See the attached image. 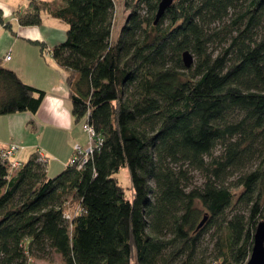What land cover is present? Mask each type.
Returning <instances> with one entry per match:
<instances>
[{
  "label": "trees",
  "instance_id": "1",
  "mask_svg": "<svg viewBox=\"0 0 264 264\" xmlns=\"http://www.w3.org/2000/svg\"><path fill=\"white\" fill-rule=\"evenodd\" d=\"M160 1L125 0L117 39L113 0H29L16 12L22 27L43 14L67 26L48 52L73 119L97 144L54 177L38 151L16 174L0 159V264L53 255L63 264L247 263L264 222V0H173L154 25ZM0 25L15 35L1 10ZM27 41L43 55V42ZM3 60L0 116L35 115L45 92ZM121 168L127 189L115 178ZM239 203L245 212L227 217ZM213 226L206 262L200 240Z\"/></svg>",
  "mask_w": 264,
  "mask_h": 264
},
{
  "label": "rangeland",
  "instance_id": "2",
  "mask_svg": "<svg viewBox=\"0 0 264 264\" xmlns=\"http://www.w3.org/2000/svg\"><path fill=\"white\" fill-rule=\"evenodd\" d=\"M125 0H113L114 2V11H113V26H112V38L117 39L120 33V30L125 22L126 16L128 14V10L125 7L124 4ZM10 6V4L5 5ZM6 12V8H5ZM9 20V19H8ZM67 28V27H66ZM13 32H16L17 36H27L22 31H19L13 26L12 27ZM4 35H6L8 40L16 39V35H13L11 32L5 31ZM1 36L0 38V57L4 55L6 52L11 50L10 44L8 43V40H5V36ZM66 34L64 35L63 39H65ZM49 42V41H48ZM49 45V43H47ZM7 47V48H6ZM15 51L14 54H12V60L11 62H4V66L8 69L12 68L14 64H17L18 66V72L19 74H22L23 76H30L29 72L26 70V67H29V64L32 62H36L35 59H31V54L28 53L29 47H36L32 45L25 44L21 42L20 40H17V45L14 46ZM37 48V47H36ZM42 61L39 60L41 68H36L35 72L32 74L30 79H36L43 81L44 84L48 85H57V78L58 73L64 72L61 69L58 68H50L54 67V62L48 52V49L44 51L42 55ZM46 63V65H45ZM48 67V68H46ZM25 80V79H24ZM28 84V83H27ZM30 85V84H29ZM55 88V87H52ZM45 90V89H44ZM44 101L47 103L50 101V96H46ZM69 101H67V105H69ZM41 108L39 109V111ZM38 111V113H39ZM44 111L40 112V118H37V115H31L30 113H23V114H16L12 116H0V137H4V144H14L20 148L25 149L23 152V156L20 158V166L22 163H26L29 156L36 152L41 151L44 154L45 160L47 161L46 164V173L48 177H54L57 174H59L67 165L69 162V159L74 155L73 152V146L79 145L81 150L84 152L86 151L89 146V140H88V134L83 128L84 119L76 122L72 115H71V108H70V116H71V125L73 127V133L70 134L68 137V145L72 149L71 152L69 151V147H65L67 143L64 144V138L62 139L61 143L59 144L61 146V149L59 151L55 150V152L48 151L45 149V145L49 140V125L45 128L42 124L46 122V115L47 113L44 112V116H42V113ZM46 114V115H45ZM47 124V123H45ZM51 127V126H50ZM61 134V133H59ZM59 134H57L59 136ZM19 152V151H18ZM16 152V154L18 153ZM49 152V153H48ZM222 152V149L220 146H217L215 150L213 151V156H218ZM40 155V154H39ZM15 156V155H14ZM41 160H44L42 156H39ZM209 161V158H208ZM13 168V165L10 166ZM17 167V166H16ZM10 169V168H9ZM14 174H16V170L14 171ZM192 186L200 187L203 184V178L202 175L198 172H192ZM115 178L118 180V183L123 188L127 189L130 187V176L127 168H121L116 174ZM235 175L230 178L228 184V187L232 191H236L235 189ZM20 203V197L18 196L15 201L12 203V205H17ZM244 213L245 212V206L243 204H236L233 208H228L227 212L225 213L227 217L232 216L234 213ZM216 233V226H213L212 228H209L207 232L202 234L201 240H200V257L205 258L206 262H209L212 260L213 257V244L215 242L214 235ZM52 260H42V259H33L31 261L32 264H63L61 258L58 255H53Z\"/></svg>",
  "mask_w": 264,
  "mask_h": 264
},
{
  "label": "crops",
  "instance_id": "3",
  "mask_svg": "<svg viewBox=\"0 0 264 264\" xmlns=\"http://www.w3.org/2000/svg\"><path fill=\"white\" fill-rule=\"evenodd\" d=\"M41 1H55V0H41ZM28 3H29V0H0V10L2 12V16L4 20L9 21L11 26L12 27L14 26L15 30L17 29L18 32L22 31L23 33L27 35V36L21 37V36H17L16 32H14L17 38L13 40L11 39L8 40L7 38L9 37L4 35L6 30L0 25V38L1 36L3 37L4 35L5 36L4 38L5 40H8V43L10 44L9 48L11 49L8 52H6L4 55H2L1 57L2 59H4V57L7 54L10 56V59L8 61L3 60V64L4 62H11L12 60L11 56L12 54H14V51H15L14 46L17 45V40H20L21 42L28 44V45H32V46H36V45L30 44L27 40H38L45 44L46 50L47 49L49 50L54 45L62 42L63 41L62 39L64 35L66 34L67 26L62 21L58 19H54L46 14L42 15V22L39 26H30V27L19 26L15 18V14L16 12L25 10L28 6ZM7 4H10V6L6 7L5 5ZM5 8H6V12H5ZM47 43H49V45H47ZM36 47H29V51H28V53L31 54V59L36 60V62H32L31 64H29V67H26V70L29 72L30 76H26V75L23 76L25 79L24 80L22 78V74H19L20 72H18L19 70H18V66H16L17 64H14V66H12L10 70H13L18 75V77L22 80L23 83L25 84L28 83V85L30 84V86L43 90L45 92V97L50 96V101L45 103L46 101L43 100L40 106L41 110L40 111L38 110L39 113L37 112L34 115L36 116L38 114L37 118L39 119L41 111H44L47 113V115L45 114L46 115L45 123L47 124L45 123L42 124L45 128H47L46 126L49 125V130H48L49 140L45 145L46 147L45 149L51 152H55V150L59 151L61 149V146L59 144L64 138V144L67 143L65 147H69V151L71 152L72 149L68 145V142H66L70 134L73 133V127L71 125V116H70L71 103H70V99L68 95L67 86L65 83V74L58 73L57 85L50 86L48 84H44L43 81H40V80H36V79L29 80V78L35 72L36 68H41L39 60L44 63V61H42V53L40 52L39 48L38 47L36 48ZM52 66L54 67H51V66L49 67L54 68V69L55 68L60 69L55 63ZM52 87H55V88H52ZM67 101H69L70 103L69 105H67ZM44 112L42 113V116H44ZM23 113H16V114H23ZM16 114H12V115H16ZM12 115H5V116H12ZM57 134H59V136ZM3 138L4 137H0V150L4 148L5 146L9 145V144H4ZM88 140H89V137H88ZM76 146H79V145L75 144L73 146V151H74V147ZM24 150L25 149L22 148L14 156V158L17 159L19 162H21L20 158L23 156Z\"/></svg>",
  "mask_w": 264,
  "mask_h": 264
},
{
  "label": "water",
  "instance_id": "4",
  "mask_svg": "<svg viewBox=\"0 0 264 264\" xmlns=\"http://www.w3.org/2000/svg\"><path fill=\"white\" fill-rule=\"evenodd\" d=\"M173 0H161L158 5V10L155 15L154 25L158 23L164 12L171 6ZM182 61L185 68L191 67L193 58L188 51L182 53ZM205 221V218L200 222L201 226ZM246 264H264V222L258 223L253 240V246L250 257Z\"/></svg>",
  "mask_w": 264,
  "mask_h": 264
},
{
  "label": "built area",
  "instance_id": "5",
  "mask_svg": "<svg viewBox=\"0 0 264 264\" xmlns=\"http://www.w3.org/2000/svg\"><path fill=\"white\" fill-rule=\"evenodd\" d=\"M9 59H10V56L7 54L4 57V60L8 61ZM83 128L88 134L90 146L84 152L81 150V148L79 146L74 147V153H76V155H78V156L79 155L84 156V155L90 153L92 151V145L97 144L96 142H94L93 130L90 127H88L87 125H84ZM21 149L22 148L14 145V144H10V145H7L0 150V159L2 160V162H4L8 166V168H10L11 171H15L20 167V162L14 158V155L16 154V152L20 151ZM38 153L40 154L39 156H42L44 158V155L42 154L41 151H38ZM69 161L72 162L73 160L70 159ZM11 164L13 165V168L10 167ZM30 264H32V263H30Z\"/></svg>",
  "mask_w": 264,
  "mask_h": 264
}]
</instances>
